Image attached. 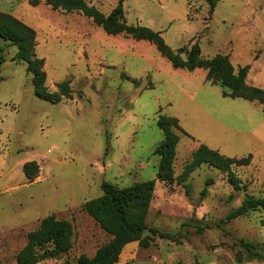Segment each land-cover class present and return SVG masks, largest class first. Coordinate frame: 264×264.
<instances>
[{
  "label": "rangeland",
  "instance_id": "374dc122",
  "mask_svg": "<svg viewBox=\"0 0 264 264\" xmlns=\"http://www.w3.org/2000/svg\"><path fill=\"white\" fill-rule=\"evenodd\" d=\"M86 1L104 14L117 2ZM123 10L127 23L160 31L172 49L197 43L204 57L223 53L235 68L249 64L247 84L264 89V0H219L212 13L206 0H124ZM0 11L35 30L46 89L56 91L63 80L70 89L56 103L36 96L16 46L0 42V264H15L27 233L48 214L71 222V248L36 264L91 257L110 235L83 203L101 194L103 180L118 187L152 180L145 223L170 235L144 230L114 264H264L262 210L226 219L246 195L264 196L258 101L224 96L205 70L175 68L151 42L107 34L78 11L54 10L44 0H0ZM159 114L177 118L180 128L170 182L157 177ZM201 143L229 157L251 155L249 164L231 166L237 185L206 163L175 179ZM30 160L38 170L28 179L23 164Z\"/></svg>",
  "mask_w": 264,
  "mask_h": 264
},
{
  "label": "trees",
  "instance_id": "16d2710c",
  "mask_svg": "<svg viewBox=\"0 0 264 264\" xmlns=\"http://www.w3.org/2000/svg\"><path fill=\"white\" fill-rule=\"evenodd\" d=\"M36 5L39 0H29ZM123 1L117 0L115 6L107 13H102L96 6L86 0H44L52 9L65 12L78 11L111 35L126 34L136 40H146L155 45L157 51L165 57L175 68L188 71L201 68L206 71V79L222 87V94L230 98H242L247 101H258L262 105L264 114V89L247 84L246 77L249 64L234 67L228 54L217 53L212 57H204L197 43L189 46H180L172 49L164 41L161 32L146 25L127 23L124 16ZM219 0H206L208 12L212 13ZM7 41L16 46L14 58L25 62L26 70L31 73L34 93L41 99L56 103L61 96H69V81L63 80L56 84L57 90L50 92L46 89V73L43 69V59L38 58L34 52L35 30L22 20L10 13L0 11V42ZM3 48L0 45V65L4 61ZM2 79L0 75V80ZM163 138L154 148L159 156L157 177L170 182L173 177V160L179 136L176 130L180 129L177 118L159 114L156 119ZM251 155L240 158L229 157L218 150L199 144L190 154L189 160L184 164L183 171L175 179L183 182L190 172L201 164L206 163L216 169L228 172L230 181L237 185L239 180L230 171L232 165H247ZM38 167L34 160L23 164L26 178L36 176ZM211 183L207 180L206 184ZM154 182L152 180L140 181L134 184L118 187L110 181L103 180L100 184L101 194L87 199L83 203L85 212L98 223L101 229L110 235V239L100 245L89 257L81 254L77 257V264H114L117 262L122 248L130 241L140 240L144 230L152 234L170 237L167 232L157 228H148L145 215L152 195ZM188 191V188H186ZM204 187L201 194L204 195ZM261 209L264 220V196L246 195L241 203L226 215L230 220L249 211ZM73 227L69 220L59 219L54 214H48L40 219L36 228L26 235L25 244L15 255V264H36L45 258H56L71 248ZM251 254L260 257L255 245L240 241Z\"/></svg>",
  "mask_w": 264,
  "mask_h": 264
},
{
  "label": "crops",
  "instance_id": "0c3cea01",
  "mask_svg": "<svg viewBox=\"0 0 264 264\" xmlns=\"http://www.w3.org/2000/svg\"><path fill=\"white\" fill-rule=\"evenodd\" d=\"M257 60H258V59H257ZM253 78H254V77H253ZM250 84H251V85H254V83H253V82H251ZM208 147H209V146H208ZM210 148H212V147H210Z\"/></svg>",
  "mask_w": 264,
  "mask_h": 264
}]
</instances>
